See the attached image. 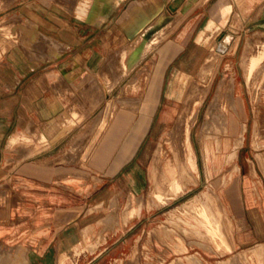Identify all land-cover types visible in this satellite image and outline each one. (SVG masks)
Here are the masks:
<instances>
[{"label": "crops", "instance_id": "obj_1", "mask_svg": "<svg viewBox=\"0 0 264 264\" xmlns=\"http://www.w3.org/2000/svg\"><path fill=\"white\" fill-rule=\"evenodd\" d=\"M15 3L0 8L9 18L0 17V242L18 238L31 261L50 254L70 255V264H191L188 254L166 262L174 245H144L139 214L114 229L97 223L105 213L97 215L117 194L125 202L143 192L146 137L160 126L161 95L175 93L170 81L192 72L205 48L217 49L234 16L264 25V0H25L11 8ZM17 13L25 25L11 23ZM144 46L151 47L140 57ZM149 94L155 100L144 130ZM123 97L140 103L129 108ZM91 127L88 144L83 135ZM245 141L222 201L233 239L249 248L264 239V168L242 149L253 148V139Z\"/></svg>", "mask_w": 264, "mask_h": 264}, {"label": "rangeland", "instance_id": "obj_2", "mask_svg": "<svg viewBox=\"0 0 264 264\" xmlns=\"http://www.w3.org/2000/svg\"><path fill=\"white\" fill-rule=\"evenodd\" d=\"M14 1L15 0H0V4H3L0 8L7 7ZM47 1L48 3H52L55 0ZM24 2L25 0H16L15 5L11 6V8L18 9ZM7 12V10L3 11L0 14V17L3 18L4 15V18H6L8 22L9 18L5 15ZM165 13L166 15L169 14L167 9ZM160 17L161 20H159ZM163 17V13L160 14L156 23H160ZM245 18L247 20L243 26H234L230 22L224 26L223 31L219 33L217 37L218 42H220L222 36L223 39L221 42L223 43L224 40L229 37V42L226 46L230 47V43H232L230 48L227 47L228 49L221 54L216 52L217 49L215 50V47H210L209 49L205 48L199 63L192 72L185 74L182 79H174L170 81V83L176 86L175 93L173 95H161L160 106L157 112V116H160L159 118L161 119L160 126L158 128H151L146 137V140L150 139L151 143L149 144L147 157L144 160L142 167L147 178L143 192L135 197H132V195L129 194L127 201L125 202V194H122V197L119 194L115 196V192L113 193V196L115 197L111 198L108 210L104 209L97 215L99 217L105 213L97 223L100 225H106L113 222L111 226L108 227H112L114 229V227H117L122 219L124 221L127 219L130 220L133 216L139 214L140 217H143L142 223L145 226V233L142 239L144 245L151 244L153 241L161 250L171 245L175 246L177 253L175 255L168 256L169 258H167L166 262H171L175 257H183L188 254L185 257L191 264H264V262L260 263L257 260H251L248 257L243 260L240 259L239 253H244L246 251L249 252L251 248L238 247L239 245L245 243V241H241L238 245L237 241L233 239V223L228 214L229 209L222 201V190L225 184L229 180L234 179V171H236L233 169L234 166L237 165L238 168L241 167L237 158L239 147L236 149L235 158L230 163H228V157L232 152V149H234V139L238 136V130L244 122L246 126L244 131V137L246 139L245 142L251 141L252 138H256L258 141V148L254 147V145L253 148H249L248 144L245 146L244 143V147L242 149H247L249 153H251L252 150L253 157H256L259 166L260 163L258 161L257 154L259 152H264V71L262 70L264 68V53L262 51V49H264V25L254 26V24H249L250 21L247 17ZM10 21L11 23L16 22V24L21 25L26 24L25 18L18 13ZM27 23L29 25H35V23L29 19H27ZM257 31L261 32L262 39L254 51H258L260 49L263 55L260 51L250 55V59L253 64L256 60L257 64L255 63V68H257V70L251 72L250 75L252 77L250 76L248 79L241 63L242 50L244 41L248 34ZM146 49L148 50L147 47ZM204 61L206 62L204 63ZM208 65L213 67V78L209 91L204 100L201 102L202 104L200 103V105H195V107L198 108V117L194 121L190 131L193 154H195L194 156L197 166V170L195 171L198 176L197 184H189L183 192L177 191L175 193L172 190L174 182L172 178L174 177H170V180H167L161 187L159 186L158 189L153 181L155 151L161 143L167 147V133L173 128L178 115L183 111L185 105L187 104L188 93L186 92L191 90L192 83L194 84L195 82L198 86L207 84L210 76H205V74L201 73L200 70ZM221 76H224L226 80H231V82L235 84L234 95L236 103L237 105H241V108L244 105L245 110L240 111L239 114H235L234 111L226 109L229 132L224 133L222 131L221 133V130L218 132L217 135L221 138L220 148H216L213 139L208 138L207 154L204 158L200 145L199 130L204 121L207 106L214 94V89H216V85ZM253 76L256 77L253 78ZM147 98L148 99L142 103L144 105V112L141 111L140 115V118H143L142 121H144L143 124L145 126L148 123V105L151 101L155 100V97L152 96V94H149ZM138 102L139 101L133 105H127L129 108H135ZM255 120H257L258 129V133L256 135L253 133ZM145 126L144 130L146 128ZM95 131L96 130L91 127L83 135L89 139L88 144L93 141ZM167 156L168 153L163 155L165 165L167 164ZM249 163L250 167L253 169V161L250 160ZM178 179L179 175L175 177V182L179 183ZM255 181L258 182L254 183L253 189L254 191H257V189L260 188L259 185H261L260 177H257ZM168 183H170V185ZM208 187H212L214 190L212 193V197L214 196V199L211 197L213 201L209 200L203 204L199 203V201L195 202V198L197 196L202 197V194L208 190ZM4 195H7V193H4ZM156 195H160L162 197L169 196L170 199L162 204H154L150 206V203L153 200V202H158ZM216 206L218 207V210ZM98 207L101 208L102 205H99ZM207 219H211V221H208ZM131 221L135 223V218ZM204 222H206V224ZM208 222L212 224L210 225ZM208 225L216 228V235L214 237L207 232L205 226ZM131 226L135 227L133 224ZM88 229H91V226L88 227ZM82 232L85 233L86 228L82 229ZM17 239L18 238L7 245L0 242V264H41L39 261L40 258H43L45 264L71 263L72 257L70 255L52 256L49 254L44 257H34L35 260L31 261L30 256L27 255L28 251L26 250L25 245L21 244L17 241ZM258 243H264V239L253 243L252 246ZM116 245L118 246V244ZM249 253L252 254L251 252ZM176 263L182 264L181 258H177Z\"/></svg>", "mask_w": 264, "mask_h": 264}, {"label": "bare ground", "instance_id": "obj_3", "mask_svg": "<svg viewBox=\"0 0 264 264\" xmlns=\"http://www.w3.org/2000/svg\"><path fill=\"white\" fill-rule=\"evenodd\" d=\"M44 3H46V2H44ZM2 6H3V4H0V7H2ZM133 14H135V13H133ZM240 16H242V15H240ZM159 20H161V17L159 18ZM243 23H244L243 17L234 16L233 25L235 24L236 26L240 27V26H242ZM0 24H1V22H0ZM163 30L165 31V29H163ZM162 32L163 31H161V33ZM154 37H155V35H154ZM157 37L159 38V36H157ZM261 39H262L261 38V32L257 31V32L248 34V36L246 37V39L244 41L241 63H242V66L244 68V71L246 73V77L248 79L251 76L250 73L257 70V68H255L256 60H255V62L253 64L252 60L250 59V55L252 53H256V52H259V51L261 52L260 49L258 51H254L256 46L261 42ZM228 40H229V37H227V39L224 40V43L220 42L218 45H216L218 52H224V51H226L228 48H230L232 46V43H230V47L226 46V44L229 42ZM231 42H233V41H231ZM134 43L129 44L127 47L124 48L123 51H129L131 49V46L134 45ZM150 47L151 46H149L147 48L149 49ZM262 51L264 53V49H262ZM146 52H147V49H146V46H144L142 48L141 53H140L139 56L140 57L144 56ZM263 53H262V55H263ZM43 58H44V56H43ZM132 66H133V64L130 63L127 66V70H130L132 68ZM114 69H116V68H114ZM112 70L113 69H111V71ZM262 70L264 71V68ZM200 71H201V73H204L205 76L207 75V77L209 75L210 79L207 81V84L203 85V86H198V84H195V82L193 84L192 81H191V83H192L191 90L189 91L187 89L189 92L188 91L186 92V93H188V97H187V101L188 102L185 105L183 111L178 115L176 121L174 122L173 128L170 129V131L168 130L169 132L167 133V137H166L167 147H165L164 144L161 143L158 146V148L156 149V151H155L154 165H153V181L155 182L156 187L158 189H159V186L161 187L163 185V183H165L167 180H170V177L171 178L174 177V178H172L173 181H174L173 185H172V190L175 193L177 191L178 192H183V190L189 184H193V185L197 184V177L198 176H197V173L195 172L197 170V166H196V162H195V156H194L195 154H193V146H192V141H191V137H190V131H191V128H192V125H193L194 121L198 117V108L195 107V105L196 104L200 105V103L204 100V98L206 97V94L209 91V88H210V85H211V81H212V78H213V67L211 65H208L206 67H203ZM113 74H114V72H113ZM255 77L256 76H253V78H255ZM214 90H215L214 94H213V96H212V98H211V100H210V102H209V104L207 106L206 111H205L204 121H203L202 125L200 126V130H199L200 145H201V148H202V154H203L204 158L206 157V154H207L208 138H212L213 142L215 143L214 145L216 146V148H220V146H221V138H220V136L217 135L218 132L220 130H221V133H222V131L224 133L225 132H229V124L227 122L226 109H230V110L234 111L235 114H239V108L237 106L235 95H234V93H235V84L233 82H231V80H226L224 76H221L219 81H218V83H217V85H216V89H214ZM186 93H185V95H186ZM185 98H186V96H185ZM253 98H254V96H253ZM121 99H122V103H125V104H128V105H133V104H135L137 102L135 100V98L134 99H130V98H124L123 97ZM119 105H121V104H119ZM142 112H144V111L142 110ZM142 120H143V118H142ZM136 128H138V127H136ZM245 128H246V126H245V122H244L241 125V127L239 128V130H238L239 131L238 136L234 139V141H235L234 142V149H232V152L230 153V155L228 157V163H230L235 158L236 149L243 144ZM139 129H140V127H139ZM257 130H258L257 129V120H255L254 121V125H253V133H254V135H256L258 133ZM253 145H254V147L258 148V143H257V139L256 138L253 139ZM165 153L166 154L168 153V156L166 158L167 159L166 160L167 161L166 165H165V162L163 161V155ZM263 153L264 152H259L257 154L258 161L260 163L261 168H264V154ZM233 169L237 170L238 166L235 165ZM177 175H179V179H178L179 183L175 182L176 181L175 177ZM168 184L170 185V183H168ZM213 191L214 190H213L212 187H208V190H206L202 194L203 196L201 195L202 197L197 196L195 198V202L199 201V203L203 204V203L208 202L209 200H212V198L214 197V196L212 197ZM162 192H164V191H162ZM156 199L158 200V202L157 201L153 202L154 200L152 199L153 201L150 203V206H152L154 204H158V205L162 204V203L168 201L170 199V197L169 196L168 197L167 196L166 197H162L160 195H156ZM203 208H204V206H203ZM217 210H218V207H217ZM205 211H206V209H205ZM202 213H203V211H202ZM208 221H211V219L208 220ZM204 223L206 224V222H204ZM205 227H206L207 232L212 237H214L216 235V228L215 227H212V226H209V225L205 226ZM250 248H251V250H249V252H251L252 254H250L247 251L244 252V253L240 252L239 253L240 259L243 260V259H246V257H248L251 260H257L260 263L264 262V243H258L256 245L250 247ZM242 251H245V250H242Z\"/></svg>", "mask_w": 264, "mask_h": 264}]
</instances>
